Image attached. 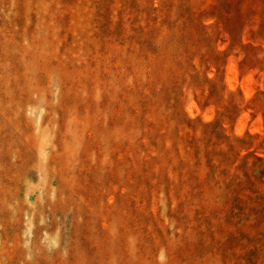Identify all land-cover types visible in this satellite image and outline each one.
I'll use <instances>...</instances> for the list:
<instances>
[{"label": "rangeland", "instance_id": "rangeland-1", "mask_svg": "<svg viewBox=\"0 0 264 264\" xmlns=\"http://www.w3.org/2000/svg\"><path fill=\"white\" fill-rule=\"evenodd\" d=\"M0 264H264V0H0Z\"/></svg>", "mask_w": 264, "mask_h": 264}, {"label": "trees", "instance_id": "trees-1", "mask_svg": "<svg viewBox=\"0 0 264 264\" xmlns=\"http://www.w3.org/2000/svg\"><path fill=\"white\" fill-rule=\"evenodd\" d=\"M257 160H260L259 158H256Z\"/></svg>", "mask_w": 264, "mask_h": 264}]
</instances>
